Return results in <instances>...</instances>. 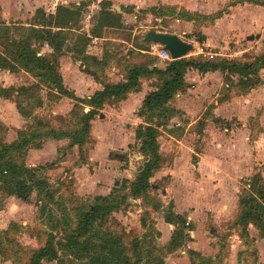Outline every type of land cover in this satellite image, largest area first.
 <instances>
[{"label": "crops", "instance_id": "0c3cea01", "mask_svg": "<svg viewBox=\"0 0 264 264\" xmlns=\"http://www.w3.org/2000/svg\"><path fill=\"white\" fill-rule=\"evenodd\" d=\"M86 1H91L90 4H95L99 10L95 23H97V30H100V35L95 32V36L91 37L90 32L83 34L81 29L65 31L64 50L70 39V37L67 39L66 33L74 32V35H79L78 39L80 35H85L92 40L102 42L108 39L101 36V30L103 32L106 30L121 31L125 30V27L132 26L138 35V44L142 42L149 45L152 51H144L136 47L135 38L132 36L130 42L110 39L127 46L126 50L125 46H121L122 51L117 54V61H114L106 50L102 51L97 45L92 44L85 47L74 44L75 48L63 51L58 59L62 84L77 98H90L95 93L102 92L104 85L129 84L130 86L125 97L120 93L119 98L121 99L117 100L118 98L112 97L91 121L90 135L93 146L85 165L88 168V176L85 179H83L85 173L82 171L84 165L77 161L78 148L70 146L67 139L48 140L41 149L28 151L30 160H36V163L42 166L51 158L59 162L61 158L59 155H62L64 159L51 166L48 172L60 171L57 177L61 182L66 176L72 177L74 192L78 191L75 195L80 196L84 194H80L83 188L87 195H93L90 190L107 191L111 188L112 185L107 186L104 181L109 183L111 182L110 176L116 177L117 173H121L119 170L121 164L119 161L110 159L109 155L128 150L132 139L135 140L137 126L144 123L145 118L149 116L140 115L139 112L148 95L157 92L156 84L160 83V74L157 72H162L165 66L162 65V59L159 57V52L163 50L162 47L146 42L144 40L146 32L153 30L159 33L175 34L191 43L194 47L193 51L183 58L202 55L210 59L224 57L229 60H241L247 53L257 56L264 49V7L249 3L247 0H0V26L24 28L36 26L34 23L26 24L25 18L36 15V21H40L43 17L39 15L38 18V12L42 11L45 15L44 19H47L49 15L54 16L58 7L78 11L81 14L86 6H81V4ZM102 1L111 4L108 10L111 14H107L110 18L112 15L116 19H110L113 24L109 25L110 27L106 26L105 21L99 17L101 13L99 3ZM156 7L170 8L175 12L172 23L174 30L159 31L149 28L139 31L136 26L141 20L139 12L150 9L153 12ZM173 11L172 14H174ZM148 14L145 15L148 16ZM194 17H197L199 21L196 22ZM194 30L202 38L201 42L200 40L188 41L187 36L192 35ZM129 31L132 32L131 29ZM40 52L41 54L51 53V49L44 45ZM153 59H158V61ZM259 77L264 82V69L260 71ZM230 78L237 81L231 87V91H228L230 86L226 84L225 75L220 71L201 74L197 70L188 69L183 77L184 87L176 91L175 95L163 105L166 110L165 114L162 113L161 105L151 114L152 116H149L153 121H168L169 125L179 123L180 131L183 132L179 140L168 137L165 133L171 141L174 140L177 144H181L180 149L172 157L171 166L175 171L171 170L170 175L176 181L186 183L187 176L180 175L178 171L176 173V170L186 167L181 170L189 171V168L193 167L194 184L197 187L207 186L211 191L209 195L202 196L201 194H189L183 187L182 193L173 196L176 198L175 201H184V198L187 199L190 196V201L196 203L215 201L226 203L224 207L227 211L228 203H231L233 198L237 203L240 181L249 178L256 168L260 169L264 181V84L243 95L239 91L238 75L233 74ZM33 83L35 80L24 71L10 73L0 70V87L2 88L25 87ZM223 89L228 95L220 98ZM235 89L238 92H234ZM39 94L42 105L36 108L35 113L39 114L45 110L49 116L63 118L69 116L73 106L69 99L60 98L56 102H49L45 96L47 94L45 90H40ZM207 111L209 115H206ZM202 119L205 123L204 128L195 132L192 127ZM0 123L7 129V135L15 134L12 140H5L10 144L16 141L17 132L22 130L28 121L20 115L13 101L0 98ZM220 123H225L226 126L218 128L217 124ZM161 129L162 127L159 128ZM187 137L193 139L202 137L204 144H199V152L194 150V146L190 147L183 143ZM194 157L196 163L192 162ZM97 158L98 162L95 160ZM178 176L181 179H178ZM231 213L228 215L233 214ZM209 216L214 217V214L210 212ZM188 220L192 221V217L188 216ZM167 226L171 228L170 225ZM248 229H251L249 233L253 237L255 228L250 225ZM199 231L196 227L190 234L196 237L200 234ZM212 237L215 239L213 232ZM262 239L264 241L263 237ZM196 250L197 248L194 249Z\"/></svg>", "mask_w": 264, "mask_h": 264}, {"label": "trees", "instance_id": "16d2710c", "mask_svg": "<svg viewBox=\"0 0 264 264\" xmlns=\"http://www.w3.org/2000/svg\"><path fill=\"white\" fill-rule=\"evenodd\" d=\"M247 1L264 7V2ZM90 3L91 1H86L81 6H88ZM99 6L101 7L100 19L110 27L113 25L110 19L116 20L114 16L111 15L110 18L107 14H111L108 12L111 4L102 1ZM39 15L43 17L40 20L41 24L29 28L13 26L17 31H24V33L18 34V38L12 36L13 27L0 26V70L10 73L24 71L35 80V83L30 86L0 87V98L13 101L20 115L27 120L29 117L32 118L33 114L24 109L22 103L36 99L37 106L40 107L42 105V101L38 98L40 90L51 93L49 99L53 102L60 98H67L73 103L67 117L75 120V128L62 129L34 117L32 124L27 126V123L22 130L18 131V138L15 142L8 144L0 140V191L22 202H27L34 192L37 196L42 195L44 200L51 199L55 192V190H51L46 180L37 176V169L28 168L22 162L23 156L29 150L41 149L48 140L67 139L70 146L78 148L79 162L82 165L87 164L89 150L93 144L90 135L91 121L99 114L105 103H109L112 97L118 98L117 100L121 99L119 93L125 97L124 95L130 87L129 84L104 85L102 92L95 93L92 97L85 99L77 98L72 92L66 90L62 84L58 59L64 51L65 31L75 30L74 27L77 25L75 20L78 19L79 13L58 7L54 16L49 15L47 19H44L45 15L42 11L38 12V18ZM94 34H90V36H95ZM89 39L91 38L88 36L80 35L78 44L85 47ZM44 45L51 49L50 54H41L40 50ZM188 69L197 70L201 74L220 71L229 82L230 77L236 74L238 75L239 91L244 95L264 84L259 77L260 71L264 69V49L259 55L251 56V60L248 61L243 59L217 60V58L210 59L202 55L166 61L165 69L162 72H157L160 74V83L156 84L157 92L148 95L139 114H153L161 105L162 113L165 114L166 110L163 105L175 95L176 91L184 87L183 77ZM86 107L89 108L87 112L84 111ZM65 118L57 116L55 120L63 121ZM160 126L166 128L164 122H144L136 128L135 140L140 142L138 149L144 160L135 180L128 182V188H126L128 192H125V195L121 197L117 196L118 183L116 182L109 194L95 196L93 202L87 203L85 206L82 204L77 208L76 225L72 229L64 230L63 240L54 242V236L51 233L47 234L44 246L32 252L27 264H41L42 259L46 261L56 259L55 245L77 261L87 260L90 264H133L129 256V249L123 243V237L111 231L106 225L112 214L127 202L128 196L133 199L147 198V193L151 188L150 178L160 169L162 163L157 143ZM88 146L90 148L86 150L85 147ZM67 180H70V185H73V178L67 176L60 183ZM62 185L57 184L59 189ZM245 187L239 195L235 226L240 228L241 236H247L250 225L259 232L260 236H263L264 181L261 173L256 171V174L246 181ZM119 188L125 189V184ZM43 207L45 204H42L41 208ZM163 219L166 224L173 227L169 245H175L174 249L178 248L183 244L187 231L191 229L186 217L174 213L172 205H170ZM64 220L62 219V221ZM100 227H105L104 231L107 232L101 231Z\"/></svg>", "mask_w": 264, "mask_h": 264}, {"label": "rangeland", "instance_id": "374dc122", "mask_svg": "<svg viewBox=\"0 0 264 264\" xmlns=\"http://www.w3.org/2000/svg\"><path fill=\"white\" fill-rule=\"evenodd\" d=\"M253 1L264 2V0ZM98 11L99 10L95 7V4H90L89 7L85 6V8L82 9L81 14L78 12V19L75 20L77 25L74 29H81V33L83 34L89 32L94 34L96 32L97 35H100V30H97V23H95ZM172 11V9L165 7H156L153 12L151 9L140 11L141 20L136 26L139 31H144L149 28L159 31H172L174 30L172 23L175 17V12L173 11L174 14H172ZM146 13H149L148 16L145 15ZM33 16L34 15H31L25 18L24 22L29 25L33 23L37 25L40 24V21H36V15ZM194 19L196 22L199 21L197 17H194ZM125 28V30L121 31L106 30L103 32L101 30V36L108 40L102 42L97 40L96 43H92L93 40L91 38L87 41V45H97L102 51L106 50L114 61H117L116 56L122 51L121 46H125V50L127 49V46L126 44H121L118 41H111L110 39H121L130 42L131 37L134 36L136 47H139L144 51H152L149 45L143 44L142 42L140 45L138 44V35L134 32L132 26ZM12 29V36L15 38H18V34L24 33V31H17L14 27ZM130 29L132 32L129 31ZM196 32L197 31L194 30L192 35L187 36L188 41L200 40L201 37L198 35V32ZM74 34V32L69 34L66 33L67 39L69 37L70 39L68 40L67 48L64 51L71 50L75 48L74 44H78L79 35L76 36ZM42 54L48 55L50 53L43 52ZM251 56V53H247L243 60H251ZM218 59L228 58L218 57L217 60ZM153 60L158 61V59ZM161 62L162 65L165 66L166 61L161 60ZM225 81L227 82L226 84L230 86L228 88L229 91L237 80L233 81L230 79V82L228 80ZM234 92H238L237 89H235ZM50 94L51 93L47 92L45 96L47 97V101L53 102L49 99ZM227 95L228 93L223 89L220 93V98H224ZM38 98L41 100V97ZM36 102V99H32L22 103L24 109L33 114L32 118H28L27 126L32 124L33 118L36 117L40 120L49 122L51 126H59L62 129L75 128V120L72 118L70 119V117H66L63 121H56L55 117L57 116H49V113H46L45 110L41 111L39 114L35 113L38 109ZM88 109L89 108L86 107L84 111L87 112ZM206 115H209V111L206 112ZM149 116L152 115L149 114ZM149 116L145 118V122H157L150 119ZM162 122L158 121V123ZM164 123L166 128L160 130L157 138L158 151L162 163L160 169L150 178L151 188L147 193V198L133 199L128 196L127 202L117 212L112 214L106 226L111 231H114L123 237V243L129 249V256L131 257L133 264H264V241L262 239V237L264 238V235L260 236L259 232L255 229L254 235L251 237L249 233L251 229H248L247 236L244 237L240 234V228L235 226L240 192L246 188V181L250 180L256 174V171L260 172V169L256 168L249 178L240 181L239 193L238 195L236 194L238 196L237 203L234 202L233 198V201L228 203L229 209L227 211L224 207L226 206V203L222 204L216 201L213 203H196L195 201H190V196L187 199L184 198V201L180 199V201H175L176 198L173 196L182 193L183 187L184 189H187L185 192L189 194H201L202 196L209 195L211 191L207 186L203 185L197 187L194 184L195 171L193 167L189 168V171H182L186 167L176 170V173L178 171L180 175L185 174L187 176L185 180L186 183L183 181L181 182L180 180L176 181L173 176L170 175L172 173L171 170H173V166H171L172 157L175 152L180 149L181 145L177 144L174 140L171 141V138L179 140L181 139L183 132L180 131V127L170 131L167 129V126H169L168 121ZM204 125L205 123L202 119L192 128L195 132H198L202 127L204 128ZM217 125H219L218 128H224L226 126L225 123ZM165 133L171 138H168ZM14 135L15 134L12 133L7 135V129L0 123V140L4 142L5 140L10 141L13 139ZM187 135H189V133H187ZM183 143L190 147L194 146L196 152H199L200 150L199 144H204L202 137H196L194 139L187 137L184 139ZM92 146L90 150H92ZM139 146L140 142L132 139V144L128 147V150L111 153L109 155L110 159L120 162L121 165H119V170L121 173H117L116 177L110 176L109 180L111 182L106 183L104 181V184L107 186L112 185L110 187L113 188L114 184L117 182L118 187L116 195L119 197L125 195V192H128L126 189L128 188V182H133L135 180L137 173H139V170L142 167L144 159L139 152ZM85 148L88 150L90 146ZM59 156L61 157L59 162L56 161L55 158H51L49 161L45 162L44 166L36 163V160H30L28 152L22 158V162L28 168L37 169V176L46 180L52 191L55 190L51 199L44 200L42 195L37 196L36 192H34L27 202H22L15 197L8 196L0 191V264H27L32 252L44 246L47 240V234L51 233L54 236V242L63 240L64 230L72 229L76 225L78 214L77 208L82 204L85 206V204L93 202L95 196H98L96 194H101L99 196H105L112 191L111 188L107 191L96 189L95 192L97 193H95L94 190H90V193L93 195H87L85 194L86 190L83 188L80 193H84L83 195H75V192L78 191L74 192L73 185H70V180H67L64 183H60L58 180L57 176L60 175V171L54 173L48 172L51 166L60 163V161L64 159L62 155ZM95 160L98 162V158ZM194 160L195 159L192 158V162L196 163ZM77 161L79 162V156ZM85 165L86 163L82 169L85 173L83 179L88 176V168L85 167ZM90 172L93 173V171ZM178 179H181V177L178 176ZM124 181H127V183H124ZM57 184L63 185L59 189ZM124 184L125 189H120L119 187ZM232 191L235 193L234 189ZM42 204H45V207L41 208ZM170 205H172L174 213L186 217L189 226L191 227L190 231H187L183 239V244L175 249L173 247L175 245H169L173 227L170 225V228L167 226L168 224L165 225L163 219L164 214L167 213ZM234 206H236V208ZM193 212L195 213L193 214ZM210 212L214 214V217L209 216ZM228 213H231L232 215H228ZM188 216L192 217V221L188 220ZM231 216L233 217L231 218ZM62 219H65V222L62 221ZM55 226H57L56 229H54ZM96 227H98V225H96ZM196 227L200 230V234L196 235V237H192L193 235L191 236L190 232H194ZM104 230L105 227H103L101 231L107 232ZM212 232L215 239L212 237ZM193 243H195V245H192ZM55 248L57 249V258L51 261L42 259L40 262L41 264H90L87 260H75L73 256L59 250L56 245ZM196 248L197 250L194 251Z\"/></svg>", "mask_w": 264, "mask_h": 264}, {"label": "water", "instance_id": "95a60500", "mask_svg": "<svg viewBox=\"0 0 264 264\" xmlns=\"http://www.w3.org/2000/svg\"><path fill=\"white\" fill-rule=\"evenodd\" d=\"M144 40L149 43L157 44L167 51L171 60L185 57L193 51V45L188 43L175 34L159 33L150 30L144 34Z\"/></svg>", "mask_w": 264, "mask_h": 264}, {"label": "built area", "instance_id": "2783aa9c", "mask_svg": "<svg viewBox=\"0 0 264 264\" xmlns=\"http://www.w3.org/2000/svg\"><path fill=\"white\" fill-rule=\"evenodd\" d=\"M96 42H97V40L94 39V40H93V43H96ZM159 57H160L162 60H165V61L170 60V55H169V53H168L167 51H165V50H161V51L159 52ZM179 126H180L179 123H175V124H171V125H169V126L167 127V129H169V130H173V129L179 127Z\"/></svg>", "mask_w": 264, "mask_h": 264}]
</instances>
